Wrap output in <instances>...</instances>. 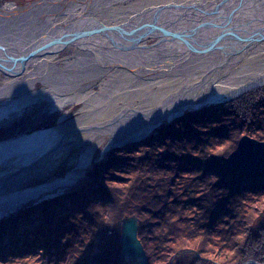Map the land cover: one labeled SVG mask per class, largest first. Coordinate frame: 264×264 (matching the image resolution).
I'll return each mask as SVG.
<instances>
[{
    "label": "bare ground",
    "instance_id": "6f19581e",
    "mask_svg": "<svg viewBox=\"0 0 264 264\" xmlns=\"http://www.w3.org/2000/svg\"><path fill=\"white\" fill-rule=\"evenodd\" d=\"M220 1L0 2V56L16 53L36 37L56 33L58 27L77 18L89 21L78 25L79 39L51 46L23 62L1 63L0 123L17 119L34 106L59 113L52 127L0 141V165L22 160L6 169V174L20 172V180L30 178L34 172L28 167L65 150L59 146L69 140L84 146L76 171L61 181L71 183L95 155L147 132L165 116L264 88V40L247 46L249 43L229 37L217 43L222 48L213 47L209 53L198 51L205 47L199 44L197 50L190 49L189 43L212 38L218 29L209 27L193 33L185 29L224 16L236 4V0H228L216 14L201 13L200 9ZM241 3L242 11L231 19L230 30L238 35L261 32L264 1ZM92 23L107 26L111 32H93ZM150 25L154 32L141 37L121 32L136 30L140 34ZM63 51L65 56L60 54ZM36 82L41 83L39 88H35ZM71 103L78 104L79 109L77 116L69 118L64 109ZM51 186L0 190V215Z\"/></svg>",
    "mask_w": 264,
    "mask_h": 264
},
{
    "label": "trees",
    "instance_id": "16d2710c",
    "mask_svg": "<svg viewBox=\"0 0 264 264\" xmlns=\"http://www.w3.org/2000/svg\"><path fill=\"white\" fill-rule=\"evenodd\" d=\"M243 134L264 141V90L184 110L110 148L69 189L0 217V264H132L121 258L126 215L138 218L149 264L264 261V170L222 163Z\"/></svg>",
    "mask_w": 264,
    "mask_h": 264
},
{
    "label": "water",
    "instance_id": "95a60500",
    "mask_svg": "<svg viewBox=\"0 0 264 264\" xmlns=\"http://www.w3.org/2000/svg\"><path fill=\"white\" fill-rule=\"evenodd\" d=\"M227 1L228 0H221L219 3H216L214 6L208 9H200V11L202 14H206V15L216 14L221 9V6H222L221 4ZM242 1L243 0H236V4L231 9H229L225 13L224 16L221 15L218 18L213 19L212 21H209V20L203 21L202 23L198 24L196 27H190V28L185 29V32L192 31L191 33L195 32L196 30L200 32L209 27H215L218 29L217 33L212 38H207L199 43H195V44L192 43L191 45L188 41H186V39H184V41L189 43L188 45L191 47L190 49L197 50L198 49L197 44L205 46V47H202L198 51H205V50L207 51V50L212 49L213 47L222 48V45L220 44L217 45V43L229 37H231V39L234 38L236 42L245 41L246 45L247 43H249L247 46L255 42L264 40V27H262L261 32H253L249 34H240V35L230 30V23L232 22L231 19L234 16H236L238 12L242 11V6H243V4L241 3ZM238 16H239V13H238ZM258 18L259 17H254L252 19L256 20ZM85 21L89 22L85 18H77L63 26L58 27L57 28L58 32L56 33L46 32L36 37L32 42L22 47L21 50H19L16 53L0 56V66H2L1 64L2 62H12V61L23 62L24 60L30 57H34V56H37L43 53L51 46H55V45L64 46L67 43H70L76 39H79L81 37L80 36L81 33L77 30V28L80 23L85 22ZM262 23H263V19H262ZM54 27L55 26H52L51 30ZM91 30L93 32L97 31V32H102V33L111 32L109 27L99 25V24H93V26H91ZM154 30H155V27L150 25V26H147L145 30L141 31L140 34L135 33L136 30H122L121 32L128 36L137 35L141 37V35L153 33ZM172 36L178 37L176 36V34H173ZM179 36H184V34L180 33ZM199 107L200 106L195 107V108H199ZM182 113L183 111H180L177 114H173V115L165 116V117L167 118V120H171L174 117ZM147 134H148V131L143 134H140L139 136L127 138L121 141L120 143L114 144V146H123L124 144L130 143L133 141H138L146 137ZM146 155H147V151H145L144 155H142L139 159L141 160L144 159ZM222 163L228 169L238 172L243 175L250 174L256 171H263L264 170V141L251 137L247 134L241 135L238 139L237 147L222 160ZM83 173L84 171L82 172V174ZM59 193H56V194H59ZM56 194H49L47 197H51ZM36 200L39 201L41 200V198L36 199ZM21 204H18L17 207H14L8 212L1 214L0 217L5 216L10 212L16 211V209L21 207ZM137 227H138V218L135 215H126L122 217L121 234L119 238L120 244H121V258L122 260L134 259L136 260L137 264H149L147 261V256H146L144 247L140 239L137 236ZM216 264H220V263H216ZM241 264H264V263L250 259V260H246L242 262Z\"/></svg>",
    "mask_w": 264,
    "mask_h": 264
},
{
    "label": "rangeland",
    "instance_id": "374dc122",
    "mask_svg": "<svg viewBox=\"0 0 264 264\" xmlns=\"http://www.w3.org/2000/svg\"><path fill=\"white\" fill-rule=\"evenodd\" d=\"M2 1L3 0H0V2ZM15 1H17L18 3H25L31 0H15ZM217 50L220 52V54L226 55V53L223 50L221 49H217ZM210 51H207L205 53H209ZM63 53H65V51L61 52L60 54L65 56V54ZM34 86L35 88H39L41 86V83L36 82ZM96 86L97 85H95V87ZM258 89L264 90V88H259V87L249 89V90H258ZM242 93H240L239 95H241ZM239 95L232 97V98H236ZM212 103H218V102H212ZM212 103L202 104L201 106L212 104ZM78 109H79L78 104L71 103L65 107L64 111H66L67 116L69 118H72L78 115ZM193 109H197V108L188 107V108H185L184 110L188 111V110H193ZM184 110L182 111L184 112ZM58 117H59V113L56 111H50L47 108L46 109L43 108V106H37V107L34 106L32 107L30 111L23 113V115L18 117L17 119L15 118L5 124H3L2 122L0 123V129H5L8 131L10 130L11 132H13L11 135L1 138L0 141L5 140L7 138L18 136L20 134H29L35 130L43 129L42 127H38V126L44 123L52 122V124L48 126V127H52L56 124ZM171 120H167L166 117H163L157 125H154L152 129L151 130L149 129V130L152 131L163 121H171ZM149 130H148V134L150 132ZM59 147H66V149L65 150L61 149L56 154L50 157H45L41 159L40 161H38L37 163H35L32 167H28L27 170L33 171L35 175L33 174L30 178L24 181L20 180L19 178L20 172H18L19 174L17 172H13V173H10L9 175L6 174L5 172L6 169L16 166L17 163H20V161L22 160L18 161L17 163L6 162L0 165V190L5 189V190H9L8 192H13V191H17L18 189L52 184L50 188H46L45 190L41 191L36 197H33L29 199L28 201L22 203L21 206L28 204L30 202H33V201L35 202L37 201L36 199H39V198L41 199L47 198L49 194H56L59 192H64L65 190L69 189L79 179V176H82L84 174V173L82 174V172L83 171L85 172L86 167L88 165H90L93 161L102 159L106 151L115 146L114 144H112L101 155H98V154L95 155L94 158L88 163V165L81 171L80 175L75 179V181L71 183H66V182H61V181L65 179L67 174L72 173L73 171H76L77 160L84 146L83 144L77 145L69 140H66L62 142V144ZM118 147H121V146H118ZM142 155H140V157ZM1 178L3 179L1 180ZM123 261L131 262L132 264H137L136 260L134 259H126Z\"/></svg>",
    "mask_w": 264,
    "mask_h": 264
}]
</instances>
